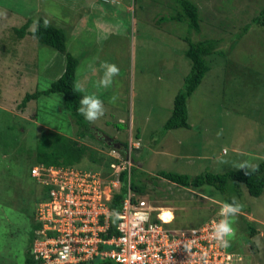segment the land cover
<instances>
[{"label": "rangeland", "instance_id": "374dc122", "mask_svg": "<svg viewBox=\"0 0 264 264\" xmlns=\"http://www.w3.org/2000/svg\"><path fill=\"white\" fill-rule=\"evenodd\" d=\"M196 1L203 15L198 38L223 39L219 50L226 54L208 58L212 69L188 99L191 126L165 131L174 98L191 70L181 37L188 27L168 21L173 0H0V143L9 142L0 145V264H26L38 221L34 196L45 189L31 167L37 139L50 130L107 157L128 142L126 155L131 148L136 166L151 177L162 169L190 175L250 169L264 160V26L230 41L260 13L263 1ZM41 16L66 31L67 49L79 59L77 88L104 101L105 113L89 122L86 137L77 133L60 93L21 106L27 92L47 89L66 64L65 54L30 34ZM160 17L162 25L157 24ZM28 20L32 23L21 38L16 29ZM105 62L115 63L120 73L111 87L100 89L95 85ZM77 165L98 166L88 155ZM145 180L140 198L149 206L170 208L174 228L197 226L217 216L223 205L213 185L191 188L165 178ZM238 203L242 210L235 214L236 232L228 247L236 253L232 264H264L248 231L253 224L264 240V192L253 196L244 186Z\"/></svg>", "mask_w": 264, "mask_h": 264}, {"label": "built area", "instance_id": "2783aa9c", "mask_svg": "<svg viewBox=\"0 0 264 264\" xmlns=\"http://www.w3.org/2000/svg\"><path fill=\"white\" fill-rule=\"evenodd\" d=\"M109 156L113 160L106 171L45 164L32 167V176L47 192L35 215L41 228L34 254L41 264L78 263L100 255L116 264L233 263L236 253L220 247L211 235L213 225L223 217L217 215L191 228L171 227L175 216L165 222L160 217L162 207L149 206L141 198L133 200L131 148L128 155L113 149ZM124 171H128V190L117 211L111 203L120 192ZM113 216L116 234L105 237Z\"/></svg>", "mask_w": 264, "mask_h": 264}, {"label": "trees", "instance_id": "16d2710c", "mask_svg": "<svg viewBox=\"0 0 264 264\" xmlns=\"http://www.w3.org/2000/svg\"><path fill=\"white\" fill-rule=\"evenodd\" d=\"M137 1V0H136ZM261 4L260 13L253 18V20L242 26L237 33L230 37V41L239 40L248 34L250 29L258 26H264V0ZM173 12L170 14L168 21L173 24L175 22L186 24L189 32L181 36L187 43L188 48L185 55L191 60V70L184 78V86L179 90L174 98V105L169 119L164 125V130H173L178 128L190 127L188 99L197 90L202 83L206 74L211 71L212 65L208 58L217 53L226 54L221 48L223 39L217 37H208L199 39L198 35L202 31L203 15L200 5L196 0H173ZM44 17H40L39 24L36 30L29 31L31 35L35 36L42 44H47L66 56V64L61 76L53 81L47 89L35 90L30 93L27 92L22 100L21 106L25 107L31 100L40 98L41 95H49L52 93H60L63 95L65 106L75 119L78 126V134L80 137L88 135L89 122L79 113L78 109L82 106L80 101L83 99L84 93L77 88V68L79 59L67 49L68 35L64 28L48 22L45 27ZM163 17L158 18L157 24L163 23ZM159 22V23H158ZM32 21L28 20L22 27L16 29L18 36L23 38L30 27ZM162 25V24H161ZM256 25V26H255ZM197 36H192L195 33ZM9 142L2 141L0 145L7 146ZM114 144V143H113ZM125 147L120 150L121 154H126L129 143H122ZM111 147V145H109ZM36 164H45L47 166H78L84 157L87 155L92 158V162L97 164L96 167H91L92 170H104L109 167L111 157L99 154L97 149L90 148L87 144L81 143L72 136L65 135L59 131L50 130L42 134L37 139L36 147ZM135 166L132 167L131 187L136 195L133 197L134 201H138L140 194L144 193L146 187V180L150 178H165L168 181L191 188H200L206 184L213 185L223 195V203H238L239 198L244 195V186L248 192L253 196H260L264 192V160L253 168H239L226 172H211L200 173L198 175H190L187 173H179L172 170L162 169L156 175H149L146 171H141V168L136 166L137 159L132 155ZM143 165V162H142ZM122 185L120 192L113 197L111 208L113 210H120L122 202L128 190V171L122 173ZM244 185V186H243ZM47 192L41 191L34 196L35 203L38 204L42 199H45ZM209 216L201 224L211 219ZM116 218L112 217V226L110 232L105 237H110L116 234L115 224ZM199 224V225H201ZM197 225V226H199ZM171 226V225H170ZM41 227L40 222H36L33 235L31 238V245L28 248L26 256V264H41V260L35 258L33 253V246L35 240L38 238L36 230ZM194 227V226H193ZM191 228V227H190ZM248 231L250 236H255L259 230L253 224H248ZM256 249L255 245H252ZM103 248V247H102ZM64 264H116L111 258L105 256H97L94 259L81 261L78 263H64Z\"/></svg>", "mask_w": 264, "mask_h": 264}, {"label": "clouds", "instance_id": "9594fccd", "mask_svg": "<svg viewBox=\"0 0 264 264\" xmlns=\"http://www.w3.org/2000/svg\"><path fill=\"white\" fill-rule=\"evenodd\" d=\"M47 26H48V22L45 21V27ZM102 68H103V75L96 82L95 86L100 89L109 88L113 84L114 77H116L120 73V68L115 63H108V62L103 63ZM116 99L117 97L112 96L110 102H115ZM80 103L81 105H84L86 107H80L78 111L84 117V119L88 122L96 121L97 119L102 117L105 113L104 101L98 96H96L95 94L84 95ZM134 147L132 146V149ZM35 165H40V164H34L32 167H34ZM53 166H56V165H53ZM31 175H32V171H31ZM241 210H242V205L236 202L234 203L225 202L220 207L218 215L223 218L213 225V231L211 234L212 238L219 244L220 247L225 248V249L230 247L229 240L233 238L236 232V229L234 227L235 214L240 213ZM169 212L170 211H164L162 213V217L165 222L171 221L168 215ZM35 215H36V212H35ZM172 219H173V214H172ZM40 228L36 230L37 236H38V230ZM33 253H34V246H33ZM133 259H138V257H133Z\"/></svg>", "mask_w": 264, "mask_h": 264}, {"label": "water", "instance_id": "95a60500", "mask_svg": "<svg viewBox=\"0 0 264 264\" xmlns=\"http://www.w3.org/2000/svg\"><path fill=\"white\" fill-rule=\"evenodd\" d=\"M253 241L255 242L258 251H259V256L261 257L262 261L264 262V240L262 237L261 233L256 234L253 237Z\"/></svg>", "mask_w": 264, "mask_h": 264}, {"label": "bare ground", "instance_id": "6f19581e", "mask_svg": "<svg viewBox=\"0 0 264 264\" xmlns=\"http://www.w3.org/2000/svg\"><path fill=\"white\" fill-rule=\"evenodd\" d=\"M161 209V211H160V217L163 219V217H162V213L164 212V211H170L169 212V219L172 221L173 219H172V211H171V209L170 208H160ZM173 218H174V214H173Z\"/></svg>", "mask_w": 264, "mask_h": 264}, {"label": "crops", "instance_id": "0c3cea01", "mask_svg": "<svg viewBox=\"0 0 264 264\" xmlns=\"http://www.w3.org/2000/svg\"><path fill=\"white\" fill-rule=\"evenodd\" d=\"M77 82H78V79H77Z\"/></svg>", "mask_w": 264, "mask_h": 264}]
</instances>
